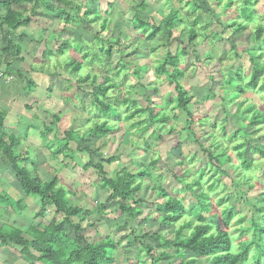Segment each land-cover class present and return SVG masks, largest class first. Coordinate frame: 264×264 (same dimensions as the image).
<instances>
[{
  "label": "rangeland",
  "instance_id": "1",
  "mask_svg": "<svg viewBox=\"0 0 264 264\" xmlns=\"http://www.w3.org/2000/svg\"><path fill=\"white\" fill-rule=\"evenodd\" d=\"M46 1V3L44 0L39 1L38 6L39 9H42V11L33 15L32 19L47 17V14L43 12L44 9L49 12L47 20H54L52 15H55V8L57 5L53 3V6V4H51L48 0ZM70 1L80 5L83 9L95 11L96 16L98 15L96 17L98 21L97 23H92L94 19L88 20L93 17L92 15H88L87 17L84 16V18L81 19L79 18L80 12L76 13L73 9L68 10L70 12H67V14L72 18V21L64 25H71L75 23L79 31H75L70 27H64L62 34H58L57 36H60V39H64V41H68L72 47L75 46L74 44H81L84 51L87 45H101V47L96 50L95 55L100 56L104 62L105 57L102 51L103 49H108L111 51V58L108 59L105 66H99L98 68H93V64L98 63L97 61H94L92 64H83L85 67H82L79 71V75L88 74L92 82L88 81L82 84L80 88H76L73 79H68V77H71L69 74L70 71H65L62 67V65L67 62L68 57H79L72 51V48L69 47L64 52L63 56L60 57V55L54 52L58 49L59 42L54 44L52 43L50 47L52 55L47 61H38L34 59L37 57L40 58L41 53L39 50V52H36V56L34 55L30 57V60H28L29 64H20L19 66L21 71L24 69L26 70L28 67V70H30L31 75L33 76H37V69L43 70L46 73L44 74V77L42 75L40 78L42 79V82L36 80L37 86L40 88V85H42L41 88L43 90H41V92L39 90V95H41L38 96L39 98L43 97L44 100H47L46 96H48L51 98L50 101L54 102V97L60 98L65 90L74 88L75 91L72 95H69L66 98L64 107L69 108L73 98H75L82 102L80 110L86 111L87 106L84 102L91 101L88 95H90V92L92 91L91 88L96 84V81L99 80L100 77L106 76L107 78H113L114 76H121V87L133 88L136 87V85L130 84L131 76L138 80L147 78V82L149 84L156 85L155 87L148 88L144 91L143 100H132L136 102V106L145 108L149 105V107L152 106L153 108L159 109L156 100L157 97H162L164 101H173L175 93L173 86L168 84V74L157 76L154 71L158 63L165 60L167 52L171 55H176L179 50L185 47L186 38L183 35L184 33L180 34L179 30H176L175 34L178 35L179 42L171 43L166 49L164 48V45H161L160 41H157V38L148 42L143 36L133 30L132 25L129 23L133 14V10H131L133 7L132 0H128V7L132 14L125 16L122 13L117 18L114 26L111 20V10L114 7L122 5L124 0H112L111 3H106L105 0ZM237 3L238 0H219V3H216L215 0H168V4L171 6L170 8L177 9L180 12L182 28L191 27L189 22L193 19V17L199 18L200 21L197 24L198 36L200 38L203 37L207 39L209 44L202 42L201 44H198L195 49L188 48L185 56H179L180 61L178 66L183 72V77H181L178 82L187 93V100L189 101L188 111L193 117L191 130L188 131L187 129H184L185 119H181V116L185 117V115L182 111L174 108L172 103L163 110L160 109L161 111H164L170 108L173 115H176V121H170L171 126L173 123L176 124L175 128L172 126L173 134L169 136L168 128L163 130L161 127H157V131L154 136L145 135L148 130L141 133L136 132L135 135L137 140L142 142L143 147L132 145V152L124 156V166L119 168V171L115 173V175H118L124 169L129 172H133V174L138 170H144L150 175L143 181L142 189L139 193V199L142 201L144 200V204L140 205L141 213L136 216L135 220L127 222L126 216L120 214L116 210L117 208L114 201L111 200L106 202L107 194L98 188L100 176L97 177L96 172L93 170L83 169V166L87 162L92 163L91 160L80 164L78 167H72L70 170L63 172L58 176L59 184L63 185L65 190L70 191L68 193H72L70 197L76 196L77 199H85L87 207L82 208L85 211H94L93 209L97 204L104 205L101 216L103 222L98 224L99 222L96 221H98L99 218L93 214H89L87 218L93 216L95 217V219L91 220V223L94 222L98 224L96 227L97 236L102 238L110 237L117 243L119 242V239L124 238L121 243L119 242L117 248L112 253V257L114 259L113 264H143L145 255L144 249L141 248L140 245L143 247L157 249L156 242L151 239H144L139 243L134 241V238H139L143 234H158L163 239H172L171 233L177 226L173 225L171 228H166L160 219V215L155 214L159 212L157 210L161 199L159 200L160 197L156 191H152V187H161L169 197L180 201L187 211V215L183 217L184 220L188 219V217L191 219H197L200 215L204 222H213L214 218H216L218 213H221L223 209L231 211L233 219L229 223L228 230L230 231L234 245H236L238 241L244 239L238 235L239 233L236 232L235 229L241 226L249 227L251 217L252 219L257 220V213H264V204L262 201H259L264 199V195L262 193V184L264 188V160L258 169H256L253 179L249 181L234 176L230 169V165L237 164V160H235L233 154V147L236 143L240 142L241 139L248 141L247 143L250 145L248 150L253 149L255 146H264V130L263 132L262 130H256V126H250L247 122H242L238 113V107H240L241 102L264 111V94L258 95L256 92L246 90H243V93L239 94L234 87L237 81L234 79L236 73L241 76L243 81L249 77L251 71V62H249L250 56L251 54L255 56L253 51L254 27L247 25L245 30L238 33L231 30L233 27H229L232 25L233 21H240V8H236ZM49 6L54 10H52ZM16 10L23 13L27 10V6H17ZM253 10L255 17L257 18V24L262 25L264 28V23L261 22L264 20V5L260 4V0H257ZM4 13V10L0 9V17H2ZM104 16L109 18L104 19ZM163 16L164 10L159 13L158 17H152L150 20L145 17H142V19L149 21L150 24H158ZM39 20L40 19H38V21ZM103 20H107L108 23L107 27L104 30H101L100 24ZM38 21H32V24L29 26L30 36L32 35V29L34 31L37 27L43 28L44 21ZM93 25H95V28L92 27ZM48 26V23H46V27ZM125 28H127L126 31ZM46 31H48V29H46ZM133 33L136 34L133 35ZM95 35L98 37L94 38ZM122 40L124 43H121ZM73 41H75V43H73ZM115 41H118L119 44L116 45ZM153 41L157 42L153 45ZM137 44H141V46L133 47V45ZM233 47L234 51L231 49ZM33 48L38 47H35L34 45L31 46L30 52ZM193 50H195V54H192L191 51ZM89 54L92 53L90 52ZM125 61H127V63ZM37 63L38 66L35 65ZM168 70L170 71L169 68ZM54 72H57V77ZM65 72L67 73V76L63 75ZM141 73H143V75H141ZM25 74L27 75V73ZM51 78L55 79H52L51 81ZM94 79L96 80L94 81ZM205 81L207 83H205ZM227 81H232V83L228 85ZM48 82L52 83L49 84L48 88L51 87L53 89V91L49 92H53V96H49L47 94L48 92L45 90ZM92 84L93 86H91ZM54 85L57 86L58 90H54ZM153 88L156 89V92H153ZM110 92L111 90L108 92V96ZM128 95L129 93L127 92L123 95H118L114 99H111L110 102L114 104L113 102L117 97L119 101H125ZM146 98H149V103H146ZM222 99L225 102L222 103ZM232 101L233 103L230 104ZM118 106L120 107L121 105L118 104ZM69 111L74 114L75 110L69 109ZM126 111L127 110L124 111V114L120 115V119H118V121L113 120V122L119 124L120 127H115L113 132L107 138L103 137L101 139L92 137L88 139L84 136L85 134L78 135L80 137L82 136L81 138L84 141L79 150L83 149V147H88V149L91 150L92 144H94L97 140L100 141L97 146L98 149H107L109 152H112L113 149L116 148H128L131 144V137L133 133L131 129L128 128V124L125 123L126 121L123 120L124 115L128 113H126ZM60 112H62L63 115L58 116L59 120L61 121L60 117H62V120L64 121L65 113L63 110ZM51 116L52 115H50V119L44 124H48L51 121ZM102 119L103 118H101L99 113L96 111L93 113L91 120L84 121V126L89 129L93 126V120L102 121ZM21 120L25 124L28 121L25 116H22ZM205 121H207V124ZM29 126L30 133L31 131H35L33 126ZM70 128L75 130V126L71 123V117H69L63 132L60 131V125H58V127H53V130L50 129V132L46 134L45 139H48L49 135H57V139H60L59 137H63V133L70 130ZM197 130L199 131V134H197ZM234 132L237 133V137L235 136L233 138L232 136ZM231 138H233V140ZM78 139L79 138L76 134H74V140ZM16 142L20 143L19 140H16ZM53 142L57 145L56 150L61 147L59 141L56 140H50L49 144L44 146L38 145L36 141L37 146L40 147V151L36 154L33 171L46 170L47 160L45 158V149L50 147ZM68 149L72 152L70 153L71 157H67L66 154L61 156L68 159H75V153L73 155V151L70 149L69 143ZM207 153L212 154L213 157L219 155L218 159L225 165L224 169H227L228 172L226 173V171H224L222 176L217 175L216 170L218 169V165L209 159V155ZM27 156L30 157L31 160V156H29V154ZM101 156L105 159L113 157L114 160L110 163L103 162L100 158L104 164L109 166V170H112V165L115 161L120 160V156L115 155V153L111 156ZM151 160H156L153 168H151V165L149 166V162ZM247 160L252 163L258 159L253 157L251 154V156H248ZM214 169L215 171H213ZM208 173H211V175H208ZM212 173L217 175H215L216 177L214 176L215 178H218V184H216L212 189H209V191H216V197L209 196L211 205H213L214 208L211 210L210 214H204L200 211L193 194L185 190L184 186L186 184L185 181H193V177H195V181L198 182L202 188L203 185L200 183L201 181L211 185L213 179L211 177L213 175ZM206 175L207 180H205ZM153 176H155L156 182L164 183L152 182ZM36 177L41 180L39 175H36ZM105 177L107 178L106 175ZM52 178L53 177H46L41 181H50ZM81 180L90 181L91 183H85L83 186H80L79 181ZM260 180L261 183H259ZM65 181H67V183H65ZM248 185H252L253 188H248ZM93 188H95L94 193L92 192ZM217 188L219 189L218 191ZM77 189L79 190V195H77ZM90 193L92 194L90 195ZM220 193H224V195H220ZM219 199L224 202H219ZM11 200L16 201V199L13 198H11ZM34 208L35 207L32 205L29 208L30 217H28L27 214H24V212L23 215L20 214L21 218L16 226L25 229L31 224L37 226L40 224L47 225L49 220L51 221L52 219H55L53 213L51 212L45 213L42 217L43 219L41 217H34L33 214L37 212ZM208 216H210V219H207ZM239 219L241 220V223L236 222ZM182 220L183 219H181V221ZM1 221L3 222L5 220L1 219ZM125 224H129V228H124ZM93 233V229L89 231L90 235H93ZM191 258L192 256L189 253L179 254L174 256L169 263L160 262V264H188ZM15 259L16 258L13 256L12 259H8L9 262H4L3 264L15 263ZM257 262L263 264L258 252H256L254 257L251 255L246 264H255ZM206 263L207 260L200 259L196 260L192 264Z\"/></svg>",
  "mask_w": 264,
  "mask_h": 264
},
{
  "label": "trees",
  "instance_id": "2",
  "mask_svg": "<svg viewBox=\"0 0 264 264\" xmlns=\"http://www.w3.org/2000/svg\"><path fill=\"white\" fill-rule=\"evenodd\" d=\"M39 1L40 0H0V9H3L5 12L4 15L0 17V42L3 46L2 53L6 55V57H10L11 60L21 61L20 45L14 39V33L19 27H25L33 20V15L38 12ZM48 1L51 4H56L58 7L61 5L65 10L72 8L76 13L81 11V6L74 5L67 0ZM215 1L216 3H219V0ZM44 2L46 3L47 1L45 0ZM256 2L257 0H243V7L239 10L240 21H233L232 25L229 26L233 27L231 30L235 33L245 30L247 25L254 27L253 51L255 56H253V54L250 56V75L244 81L238 73L234 76V79L237 80L234 87L239 94L243 93V90L256 92L258 95L264 94V28L262 25L257 24V18L255 17L253 10ZM132 3L135 6L131 8L133 14L129 23L132 25L133 30L143 36L146 41L149 42L159 37L160 41H163L161 45H164V48L167 49L171 43L179 42L178 35L175 34L176 30H179L180 34L184 33L183 35L186 38L185 47L179 50L176 55H171L167 52L165 60L158 63L154 72L157 76L168 74V84L173 86L175 97H173L172 102L166 100L165 107H168L172 103L174 108L182 111L186 117L184 121V129L190 131L191 125L193 124V117L188 111L189 101L187 100V93L178 82V80L183 77V72L179 69L178 65L180 61L179 56H185L188 48L195 49L197 45L202 42L209 44L207 39L198 36L197 24L200 20L198 17H193L189 22L191 27L182 28L180 12L177 9L170 8L168 15H164L160 22L154 25V23L150 24L149 21L142 19V15L138 11L146 6L145 0H132ZM23 5L24 7H26V5L30 6V18H24V12L27 10L23 13L16 10L17 6L23 7ZM50 8L54 10L52 7ZM43 12L47 14L48 17V10L43 9ZM55 12V15H52V18L55 21L62 20L64 24H68L72 21V18L69 17L67 12L57 10L56 8ZM88 15L93 16L88 20L94 19L92 23H97L98 19L96 17L98 15L96 16L95 11L85 9L84 16L87 17ZM107 23V20H103L100 24V29L104 30L107 27ZM97 37V35L94 36V38ZM115 44L118 45V41H115ZM58 46V49L54 52L62 56L70 47V43L62 40L59 42ZM88 46L89 45H87V47ZM231 49L234 51V47ZM72 51L79 57H68L67 62L64 63L62 67L65 71H70L69 74L73 78L77 87L91 81L89 75L85 77L79 75V71L83 66L85 67L83 64H92L94 61H97L102 67L105 66L108 59L111 58V51L103 49L102 53L105 57L103 62L102 58L96 56L95 53L89 54L90 52L86 50L85 52L81 44H75ZM194 51L195 50L191 51L192 54H195ZM51 54L52 52L47 50V56H50ZM89 55L92 56L91 60L89 59ZM44 57H46V55H43V58ZM6 68L9 69V65H7ZM135 76L138 77L137 75ZM111 79L112 78L102 76L96 81L94 86L93 84L91 85L93 86L91 88L92 91L88 96L92 101V105H95L98 108L97 112L103 119L100 123H97L88 129L84 135L88 139L92 137L107 138L113 132L115 127L107 123L104 117L110 116L112 121H118L121 115L116 112V108L119 107L118 104L123 105L129 103L128 99H125V101H119L118 97L114 100V104H112L110 100H108V102H101L100 97L107 98L108 92L114 87L111 83ZM95 80L96 79H94V81ZM232 81H227V84L230 85ZM152 90L153 92H156V89L153 88ZM145 101L146 103H149V98H146ZM223 102L225 101L222 99V103ZM232 103L233 101L230 102V104ZM131 104L135 106L137 105L135 101H131ZM238 108V113L242 122H247L250 126H256V130H262L263 132L264 111L242 102ZM145 111H147L149 117L147 126H144V120H135L137 115H142ZM127 112L128 110L126 113ZM161 112L160 108L149 107V105L145 108L137 106L134 112H128L124 115L123 120L132 121L133 123L128 124L127 126L130 129L137 127V133L144 132L148 130L149 127L155 125L161 127L163 130L168 128V134L170 136L173 134V128L170 125V121H176V115H173V117L169 119V117L161 115ZM3 121V115H0V148L3 149L5 155L11 157V149L16 148L17 143L14 137L8 136L7 141L10 146L5 144ZM53 122H57V118L53 117ZM49 132L50 128L45 127L44 133L41 134V139L44 140L46 133ZM74 134H76L79 138L78 140H80L79 143L78 141L76 142L77 149L80 148L81 144L84 142L81 138L82 136H78L75 132H69L64 134V139H56V141H59L61 147L55 150L52 154L54 156L66 154L67 157H71L70 153L72 152L68 149V143L69 140H74ZM235 136L237 137L236 132H234L232 137L234 138ZM233 138L231 139L233 140ZM247 142L248 141H245V139H241L240 142L234 145L233 154L235 160H237V164L230 165V169L234 176L249 181L253 179L256 169H258L260 164L263 163L264 146H255L253 149L248 150L250 145H248ZM83 151L89 152L90 150L88 147H85L83 148ZM251 154L258 160L252 163L247 160L248 156H251ZM208 155L209 159L218 165V169L216 170L217 175L222 176L224 171H226V173L228 172L227 169H224L225 165L218 159L219 155L214 157L212 154ZM102 160L103 162L110 163L114 159L112 157ZM149 163V166L151 165V168H153L156 160H151ZM100 168L101 166L99 164H93L91 162H88L83 166L84 170L95 171ZM13 171L18 179L22 196L15 201L11 200L10 197L0 194V203L13 208L14 210H21L22 208H25L24 198L31 197L36 199L38 203V210L35 213V217L42 218V216L50 210L55 219H52L47 225L40 224L38 226H29L25 230L8 225L0 226L1 247L5 246L18 249L20 257L26 264H113L114 259L112 253L117 248L119 242L121 243L124 238L119 239V242L117 243L110 237L102 238L97 236L96 227L103 222L101 216L104 205L97 204L92 212L98 216L99 219L96 222L99 223H87V211L78 206H70V200L68 197H70L72 193H68L70 191L65 192L63 187H56V185L59 184L58 177H53L50 181L46 180L42 182L38 177L30 176L27 169H20L19 165H15ZM101 173L98 188L107 194L106 202L111 200L114 201L117 208L116 210L120 214L126 216L127 222L135 220L136 216L141 213L140 205L144 204V200L142 201L139 199V193L142 189L144 179L150 176L149 173L144 170H138L133 174V172L124 169L116 175L117 178L115 180L106 178L105 175H103V169H101ZM184 173L186 174L185 171ZM212 174L211 177L213 179L211 185H209V189H212L218 184V178H215L217 175L214 173ZM259 183H261V180ZM184 188L193 194L202 213H211V210L214 207L211 205L209 196L202 192V187H200L198 182L194 180L191 183L185 184ZM248 188L253 187L252 185H248ZM153 190L159 194V200L161 199L157 210L159 212L155 214L160 215V219L166 228H171L173 225H176L177 227L171 233V240L163 239L158 234L151 235L147 233L139 238H134V241L138 243L144 239H151L157 244V249L140 245V247L144 249L145 255L143 264H160V262L169 263L174 256L186 253H189L192 256L188 264H192L200 259L207 260L206 264H246L249 257L251 255L254 257L256 252L259 253L261 261L264 264V213H257V220H254L251 217L249 227L241 226L235 229V231L239 233L238 235L244 239L238 241L236 245H234V241L228 230L229 223L233 219L231 211L223 209L222 212L218 213V216L214 218L213 222H204L200 215L197 219H191L188 217V219L184 220L183 217L187 215V211L178 199L169 197L161 187H152V191ZM262 190L264 195L263 184ZM259 201H262L264 204V199ZM219 202L224 201L219 199ZM181 219L183 220L181 221ZM207 219H210V216H208ZM236 222L241 223V220L239 219ZM127 227L129 228V224L124 225V228ZM92 229L94 230V233L93 235H90L89 231ZM255 264L260 263L257 262Z\"/></svg>",
  "mask_w": 264,
  "mask_h": 264
},
{
  "label": "clouds",
  "instance_id": "3",
  "mask_svg": "<svg viewBox=\"0 0 264 264\" xmlns=\"http://www.w3.org/2000/svg\"><path fill=\"white\" fill-rule=\"evenodd\" d=\"M106 3H111L112 0H105ZM260 4L264 5V0H260ZM135 5H133L134 7ZM170 5L168 4V0H146V6L142 9H139L138 11L141 13L142 17L151 19L152 17H158L159 13L164 10V15H168V10H170ZM243 7V0H238V3L236 4V8L239 9ZM84 10L81 8V11L79 13V18H84ZM38 12L42 11V9H37ZM112 16L111 20L113 23V26L115 25V22L117 18L123 13L125 16L131 15V10L128 7V0H124V3L120 6L114 7L112 10ZM104 19H108L109 17L104 16ZM37 19L40 20H46V17H38ZM264 23V20L261 21ZM47 23L49 25V32H51L52 28H59L61 27V24L59 21L55 20H47ZM64 27H70L75 31H79L76 24L73 23L71 25H63ZM95 28V25L92 26ZM130 27V26H129ZM127 28H125V31ZM136 33H133L135 35ZM157 41H160V38L157 37ZM157 41H153L152 44L154 45ZM163 43V41H160ZM75 43V41H73ZM121 43H124L122 40ZM142 43V42H141ZM141 44L133 45V47H140ZM147 46V45H145ZM31 45L26 44L25 45V51L30 49ZM101 47V45L95 44L88 46L85 50L90 51L91 53H95L96 50ZM89 59H92V56L89 55ZM127 63V61H125ZM100 65L99 63L93 64V68H98ZM18 67V65H14L13 69L11 70L13 73H15V68ZM64 76H67V73H63ZM123 75V74H122ZM130 75V74H129ZM143 75V73H141ZM69 80H72V77H68ZM111 83L114 85L113 89L109 93V96L107 98L100 97L101 102H108V100L114 99L118 95H123L124 93H129L127 96V99L129 100V103L123 104L120 107L116 108V112L119 114H124L125 109L128 110V112H134L136 110L135 105L131 104L132 100L140 101L144 98V91L148 88L155 87L156 85H151L147 82V78L143 80H138L135 77L130 76V84L136 85V87L129 88V87H121V76H114L111 79ZM205 83H207L205 81ZM75 91V89H67L63 92L62 96L60 98H53V103L47 104L45 103L43 97L40 98L39 102H34L35 100V94L25 93L24 90V80L16 75H8L6 74V70L2 63H0V115H3L4 121L7 125V131L4 133V140L5 144L10 146L7 141V137L9 135H16L19 136L20 143L18 148H12L11 149V157L8 155H5L2 148H0V169L4 171V174L7 175L9 172H12L14 175V166L19 165L20 169H27L30 176H36L39 175L41 180H44L46 177H58L63 172L70 170L72 167H78L80 164H83L84 162H87L88 160H91L93 164H99L101 166L100 169H96V176H101V169H103V175H106L108 179L115 180L117 177L115 175L116 172L119 171V168L124 166V156L128 155L130 152H132V145H135L137 147H143V144L140 140H137V137L135 135L136 128L131 129L133 135L131 137V144L128 148L125 149H113L112 152H109L107 149H98V145L100 143L99 140H97L94 144H92L91 150L89 152H83V151H77V144L75 140H69V147L70 149L75 153V159H68L64 156L56 157L52 153L56 150L57 145L53 142L50 147L45 149V158L47 160V168L46 170H39V171H33L32 162L36 159V154L38 151H40V147L37 146L36 143L30 142V140L24 139V134L27 130V127L29 125L33 126L35 131L28 133L29 137H35L39 132H41L44 128V123L50 119V114L55 112L59 113L61 110L65 113V120L60 122V131L63 132L65 125L71 117V123L75 126V130L78 135L85 134L88 129L84 126V121L91 120L93 113L98 111V108L95 105H92L91 101L84 102L87 106L86 111L80 110L81 101L78 99L73 98L71 105H69V108L64 107V102L66 98L69 95H72V93ZM195 99V97H194ZM157 104L160 109L165 108V101L162 97H157ZM25 103H28L32 107V112L27 113L28 121L27 123H23L21 120V116L24 113L23 105ZM69 109H74V114L69 111ZM163 116L169 117L171 119L173 112L170 108L162 111L160 113ZM214 115V114H213ZM33 117H35L33 119ZM105 121L109 124H111L113 127H120L119 124H116L112 121L110 116L104 117ZM181 119H186V117L181 116ZM136 120H144L145 125L147 126V122L149 120V117L147 115V111H145L142 115H137ZM99 123V121L93 120L92 124L93 126L95 124ZM125 123L131 124L132 121H126ZM207 124V121H205ZM174 128L176 127V124L173 123L172 125ZM139 127V125H138ZM157 131V126L153 125L148 128V132L145 134L147 136H154ZM197 134H199V131L197 130ZM218 135V133H217ZM57 138V135H49L48 139L41 140L39 142L40 146L48 145L49 141H55ZM60 139H64L65 137H59ZM103 138V137H102ZM101 138V139H102ZM142 140V138H141ZM115 153V155L120 156V160H117L112 165V170H109V166L107 164H104L100 160L101 155H107L111 156ZM30 154L31 160H25L24 157L26 155ZM63 161V163H62ZM67 166V167H66ZM215 171V169L213 170ZM208 175H211V173H208ZM3 178L0 177V180ZM192 180H195V177L192 178ZM205 180H207V175L205 176ZM155 181V176H153V181ZM192 181H185V183H191ZM67 183V181H65ZM85 183H91L90 181H79V185L83 186ZM156 183H164V182H156ZM203 185L202 192L210 197H216V191H209V185L207 183H204L203 181L200 182ZM2 189L4 191L12 192L13 189L9 183V181H4L2 186ZM57 188L63 187L61 184L56 185ZM219 189L217 188V191ZM67 190H65L66 192ZM77 195H79V190L77 189ZM95 188L92 189V192L94 193ZM92 193H90L91 195ZM220 195H224V193H220ZM70 200V206H79L81 208L87 207L85 199H77L76 196L68 197ZM215 202V201H213ZM111 214V213H110ZM95 219V217H91L87 223H91V220ZM75 222V221H73ZM0 264H3V259L0 258Z\"/></svg>",
  "mask_w": 264,
  "mask_h": 264
},
{
  "label": "crops",
  "instance_id": "4",
  "mask_svg": "<svg viewBox=\"0 0 264 264\" xmlns=\"http://www.w3.org/2000/svg\"><path fill=\"white\" fill-rule=\"evenodd\" d=\"M67 1H70V0H67ZM70 2H72V1H70ZM73 4L74 5H77L75 3H73ZM26 6H27V10L28 11L26 13L24 12V18H28L29 17V13H30V11H29L30 10V6L29 5H26ZM56 9L57 10H60V11H64V12H70L68 10H65L61 5H59V7L57 6ZM71 9H69V10H71ZM74 12H76V11L74 10ZM32 21H38V19H33ZM32 21L27 26H25V27L24 26L19 27L15 31V33H14L15 34L14 39L20 45V50H21L20 51V57H21V61L11 60L10 57H6V55H4L2 53L3 46H2V44L0 42V63L3 64V66H4L5 70H6V74H8V75H13L14 74L16 76L21 77L24 80V83H25L24 90H25L26 95L27 94H30V93H34L35 94V100H34V102H39L40 98L38 96H41V95H39V93L42 90V88H41L42 85H40V88H39V86H37V84H36V80H39L40 82H42V79H40V78L42 77V75L44 77V74H46V73L43 70L37 69V72H38L37 76H33V75H31L30 70H28V67H27L26 70L24 69L23 71H21L20 68H19V66H20V64L21 65L22 64L24 65L26 63L29 64L28 63V60H30V57H32L34 55L36 56L37 55L36 52H39V50H40V53H41L40 54V58H38V57L37 58H34L33 57V58L35 60H38V61H42V60L47 61V60H49V58H50V56L52 54L50 56H47V50L51 52V48H50L51 47V44L52 43L53 44L54 43H58V42L64 40V39H60V36H57L58 34H62V32L64 31V26L62 27V25H64V23L62 22V20H60V21L59 20H56V21H59L60 22L61 27H59V28H52L51 29V32H48L49 31V26L46 27V23H47V17H46V20H39V21H44L43 28L37 27V28H35L34 31L32 29V35L30 36V27L29 26L32 24ZM46 29H48V31H46ZM26 44L31 45V46L34 45L35 47H38V48L31 49V52H30V49H28L27 51H25V45ZM70 48H73V47L70 45ZM43 55L44 56L46 55V57L43 58ZM62 56H60V57H62ZM7 65H9V69L6 68ZM14 65H18V67L15 68V73H13L11 71L13 69V66ZM35 65L38 66V63L35 64ZM25 73H27V75ZM54 74L57 77V72H54ZM87 75L88 74H84V75H80V76L81 77H85ZM58 78H61V77H58ZM52 79L54 80L55 78H51V81H52ZM50 82H48V85L45 88V90H46V92H48L47 94L49 96H53V92L49 93L50 91H53V89L51 87L48 88L49 87V84H52ZM75 86L77 88V85L76 84H75ZM53 87L55 88L54 90H58L57 89V86L54 85ZM78 88H80V87H78ZM39 90H40V92H39ZM46 99L47 100H44L45 103H47V104L53 103V102L50 101L51 98H49L48 96H46ZM23 109H24V113L22 114V116H25L28 119L27 113H31L32 112V107H31L30 104L25 103L23 105ZM50 115H52L51 116V121L48 124L47 123L44 124V128L47 127V128L52 129L53 127H58V125H60V122L63 121L62 120V117H60L61 121L59 120V117H58L60 115H63L62 112H59V113L53 112ZM53 117L57 118V122H53ZM34 118L35 117H33V119ZM100 121H99V123H100ZM3 130H4V132H6L8 130L5 121H3ZM69 132H76V130H73L72 128H70V130H67V131H65L63 133V137H64V134L69 133ZM28 133H30V126L27 127V130H26V132L24 134V139L25 140H30V142H33V143H36V141H37V144L40 145L39 144V141L42 140L41 139V134L44 133V130L42 132H39L35 137H32V138L29 137ZM9 136L14 137L15 141L16 140H19L20 141V139H21L19 136H16V135H9ZM45 137H46V135H45ZM57 140H61V139H57ZM75 141L76 142L78 141V143L80 142V140H75ZM16 143H17L16 148H18L19 147V143L18 142H16ZM77 150H79V148ZM79 151H83V149H80ZM29 156H30V154H29ZM58 156H61V155H58ZM99 158L105 159V158H103V156H100ZM24 159L25 160H30V157H28L26 155L24 157ZM31 162H32V167H34V165H33L34 164V160L31 161ZM0 177L3 178L2 180H0V186H2V184H3L4 181H9V183H10L12 189H13L12 192H9V191H4L2 189V187H0V194H3L5 196L10 197V198H13V199H18L22 195V193L20 195V192H21L20 191V186H19L18 179L16 178L15 174L13 175L12 172H9L7 175H5L4 174V171L2 169H0ZM24 204H25V208L24 209L22 208L21 210H18V209H15L14 210L13 208L7 207V206L3 205L2 203H0V226H2V225H8V226L16 227V228L21 229V230H25L29 226H37V225L31 224V225L27 226L25 229H22V228H19L18 226H16V224L19 222V219L21 218L20 217V214L23 215V212H24V214H27L28 217H30V215H29V213H30L29 208H30L31 205L33 207H35L34 209H36V211L38 210V208H37L38 203H37V200L36 199H33V198L30 199V197L24 198ZM48 212H51V211H48ZM92 212L93 211H87L88 215L89 214L92 215L93 214ZM93 215H95V214H93ZM33 216L35 217V214H33ZM90 218L91 217H88L87 220H89ZM1 219L5 220V221L2 222ZM49 222H50V220L48 221V223ZM13 256L16 259H15V263H12V264H26L22 260V258L20 257L19 252H18V249L12 248V247H5V246L1 247L0 246V258L3 259V263L4 262H9L8 259H12Z\"/></svg>",
  "mask_w": 264,
  "mask_h": 264
}]
</instances>
